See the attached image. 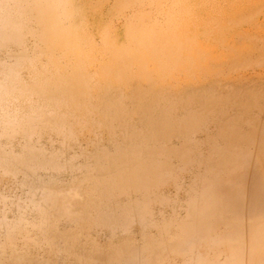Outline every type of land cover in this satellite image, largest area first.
Wrapping results in <instances>:
<instances>
[{
    "label": "rangeland",
    "instance_id": "374dc122",
    "mask_svg": "<svg viewBox=\"0 0 264 264\" xmlns=\"http://www.w3.org/2000/svg\"><path fill=\"white\" fill-rule=\"evenodd\" d=\"M116 1L124 2L70 0L69 17V0H0V264H264V162L256 145L241 141L245 153H229L230 180L207 173L226 143L219 127L204 124L187 144L197 159L165 155L161 173L127 184L103 160L86 163L83 149L95 155L92 134L81 130L69 141L54 112L34 113L32 93L38 79L61 71L78 77L69 70L80 64L92 85L101 73L108 78L107 96L132 86L182 97L205 85L264 96V0H131L125 8ZM172 27L179 31L168 37ZM156 37L164 45L151 48ZM68 38L80 48L52 51V41Z\"/></svg>",
    "mask_w": 264,
    "mask_h": 264
},
{
    "label": "bare ground",
    "instance_id": "6f19581e",
    "mask_svg": "<svg viewBox=\"0 0 264 264\" xmlns=\"http://www.w3.org/2000/svg\"><path fill=\"white\" fill-rule=\"evenodd\" d=\"M128 1L116 2L120 8H125L129 4L137 2ZM68 5L71 8H68L66 14L69 17H73L71 13L73 3L70 0ZM178 29L172 27L169 30L168 37L175 36L179 31ZM191 31L193 32L194 30ZM60 32L62 31L60 30ZM184 32H186V26L180 31L181 34ZM127 34L131 36L135 33L128 32ZM54 35L57 36V32ZM156 41L157 43H154L151 48L164 45L161 37H156ZM78 43V40L68 38L57 45L52 41L50 48L54 51L56 48L64 49V45H68L67 49L71 51V49L80 48ZM89 43L87 42V45ZM128 43L132 44L131 41ZM137 45L144 47L142 41ZM88 48H93V46L90 44ZM83 70L85 68L80 64H74L69 72L78 74V77H73V75L68 78L67 72L61 71L54 75V78L49 82L47 80L40 81L39 79L33 81L35 88L32 89V93L36 95L35 98L38 100L37 108L31 106V108H25L24 112L26 113L32 108L35 114L39 109L44 113L45 110L54 112L50 115V118L65 124V129H68L71 133V137H68L69 141L75 140L81 130L91 133L92 138L89 146L95 155H88L83 149L81 156L86 159V163L96 158L103 160L107 166H110L112 171H117L122 177H129L125 178L124 181V183L129 184L134 181L136 175H145L146 173L148 177V173H151V175L155 171L161 173L162 170L158 166V161L164 158L165 155L184 163H188L190 158L194 156L197 159L196 154L189 153L190 149L187 144L191 134L196 133L200 127L206 124V126L214 125L216 128L219 127V137L226 143L225 148L214 150L218 156L213 158L214 162L206 166L207 173L214 170H218L221 175L225 172L227 173L229 164L226 163L230 159L229 153L234 151H239L241 155L245 153L244 150L238 147L241 141H248L250 144L256 145L259 163L261 162L260 165H263L264 139L262 137L258 139L260 134L264 135V118H262L264 117L263 95L259 96L256 94L257 92L228 95V92L224 94L222 91L220 95L215 92L216 89L205 85V87L196 92H191L193 90L189 87V93L195 95L197 102L187 98L191 95L189 93V95L182 97L169 94L162 96L163 91L151 88L148 93L144 94L139 87L133 89L131 88L132 86H124L126 91L122 88L121 90L124 92H121V94L114 90L116 95L107 96L110 90L104 84H111L107 82L108 78L105 77L103 80L101 73L100 80L95 81L92 85L91 79L93 75L91 73L82 74ZM49 84H54L55 90L62 92L60 96L48 88ZM207 88H209L208 92ZM26 91V89L22 91V96L25 99L29 95V92ZM47 93H52V95H47ZM159 93L161 97H159ZM254 93L257 96L256 98H254ZM90 95H93V97L88 98ZM94 98L102 101L91 105L90 102ZM85 103L89 104V110H92V112L88 110ZM53 107H55V110ZM183 112H185L184 115H182ZM245 126L252 127L251 133L244 134ZM226 127L227 129L224 130ZM183 139L186 140V143L181 147H170V143L175 141L181 143ZM42 159L44 160L45 158ZM167 161L169 164L166 163L167 167L163 170L168 169L170 171L172 169L170 166L172 161ZM155 175V178H157L158 174L155 173ZM225 176L227 179H224H231L228 173Z\"/></svg>",
    "mask_w": 264,
    "mask_h": 264
}]
</instances>
